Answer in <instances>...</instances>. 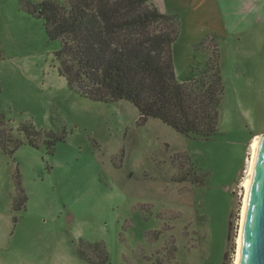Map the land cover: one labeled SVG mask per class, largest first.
Instances as JSON below:
<instances>
[{
    "label": "rangeland",
    "instance_id": "1",
    "mask_svg": "<svg viewBox=\"0 0 264 264\" xmlns=\"http://www.w3.org/2000/svg\"><path fill=\"white\" fill-rule=\"evenodd\" d=\"M211 4L196 16L207 38L192 82L216 64L224 98L219 134L204 141L139 126L128 102L77 95L43 20L0 0V131L22 141L0 153V264H90L82 243L104 245L108 264H235L250 144L264 134V0ZM22 125L43 134L40 148ZM45 133L65 142L50 154Z\"/></svg>",
    "mask_w": 264,
    "mask_h": 264
},
{
    "label": "trees",
    "instance_id": "2",
    "mask_svg": "<svg viewBox=\"0 0 264 264\" xmlns=\"http://www.w3.org/2000/svg\"><path fill=\"white\" fill-rule=\"evenodd\" d=\"M19 6L43 20L49 40L60 43L59 74L80 97L98 103L128 102L139 112V126L159 120L180 135L204 141L219 134L221 72L215 64L192 83L178 79L173 47L180 21L162 14L153 0H19ZM5 125L0 117V127ZM19 133L32 148H40L41 132L22 125ZM63 142V136L45 133L50 154ZM21 146L13 130L0 131V153L14 156ZM187 176L176 181L183 183ZM25 201L19 188L17 202L24 206ZM78 252L90 264L110 260L102 244L82 243Z\"/></svg>",
    "mask_w": 264,
    "mask_h": 264
},
{
    "label": "crops",
    "instance_id": "3",
    "mask_svg": "<svg viewBox=\"0 0 264 264\" xmlns=\"http://www.w3.org/2000/svg\"><path fill=\"white\" fill-rule=\"evenodd\" d=\"M211 2L212 0L210 3L201 0H153V4L162 14L179 18L180 36L173 47V55L177 77L182 83H190L197 77L192 70L194 58L191 52H195V46L207 37L201 38L203 31L196 25V16L200 9L202 12L210 11Z\"/></svg>",
    "mask_w": 264,
    "mask_h": 264
},
{
    "label": "water",
    "instance_id": "4",
    "mask_svg": "<svg viewBox=\"0 0 264 264\" xmlns=\"http://www.w3.org/2000/svg\"><path fill=\"white\" fill-rule=\"evenodd\" d=\"M239 264H264V134L259 140L252 173Z\"/></svg>",
    "mask_w": 264,
    "mask_h": 264
},
{
    "label": "bare ground",
    "instance_id": "5",
    "mask_svg": "<svg viewBox=\"0 0 264 264\" xmlns=\"http://www.w3.org/2000/svg\"><path fill=\"white\" fill-rule=\"evenodd\" d=\"M260 137H261L260 135L255 136L250 144V158L247 161L248 167L246 170V176L244 177L242 181V185H241V187L244 188L245 192H244V199L242 202V209H241V229H240L239 236L237 238V255H236L235 264L240 263V252H241L244 218H245L247 200H248L252 173L254 169V163H255V158L257 154Z\"/></svg>",
    "mask_w": 264,
    "mask_h": 264
}]
</instances>
